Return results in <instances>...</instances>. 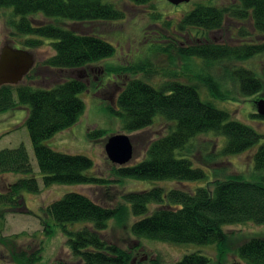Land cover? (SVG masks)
Wrapping results in <instances>:
<instances>
[{"label": "trees", "instance_id": "1", "mask_svg": "<svg viewBox=\"0 0 264 264\" xmlns=\"http://www.w3.org/2000/svg\"><path fill=\"white\" fill-rule=\"evenodd\" d=\"M118 0H0L1 8H10L11 35L21 40L24 49L31 51L49 39L53 54L41 61L49 68L76 69L108 58L114 54L109 42L95 35L62 28L52 23H34L29 16L39 13L45 17H60L74 21H110L124 17V12L114 5ZM135 5L152 4L153 0H127ZM154 11L151 18H160ZM225 16L238 20H250L253 29L262 37L257 42L239 45L220 44L213 41L178 46L175 50L185 59L197 58L201 73L191 70L188 82H180L171 73L158 85L146 82L154 73L149 62L107 67L110 73L132 75L121 87L116 106H108L112 114L119 116L126 132L140 130L160 118L168 124L167 132L152 140L144 157L130 165L112 166L117 180L133 178L149 181L177 180L203 182L193 190L180 187L165 189L152 186L148 189L122 194V202L112 207L97 203L85 194L69 192L51 201L42 212L45 235L60 228L66 236L75 261L57 260L54 264H209L211 259L200 253H187L172 262L159 257L145 262H133L132 249L125 250L109 243L100 232L113 218L123 222L135 217L129 226L130 233L141 248L142 240L172 244H214L217 259L224 257L227 234L223 226L230 224L264 223V136L251 126L231 119L229 113L214 105L225 101L230 83L237 93L253 95L262 88L256 70L238 65L255 56H264V0H236L217 6L210 1L196 3L183 13L175 24L176 29L198 28L203 31L218 29ZM243 35V33L241 32ZM249 35L248 31L244 32ZM11 46V45H10ZM231 63L229 68H225ZM222 65L223 74L216 76L207 67ZM23 78H30V71ZM260 72L264 78V63ZM139 73V76L136 74ZM86 89L80 78H69L51 88H33L29 84L0 85V112L19 105L28 107L25 125L44 187L53 184H95L106 179L92 177L84 172L92 167V161L80 154H67L52 150L43 142L56 132L77 122L84 110L83 101L77 96ZM14 93L15 96L14 97ZM255 104V103H254ZM254 107V106H253ZM252 117H264L253 112ZM103 130H92L88 138L102 136ZM212 133L223 136L224 143L216 150L201 157L206 167L217 160L255 148L252 152L251 175L223 174L211 169V180L205 170L194 164V140L200 135ZM260 140L262 142L257 144ZM257 144V145H256ZM204 162V163H203ZM212 168V167H210ZM19 173L24 177L7 184L0 190V206L17 209L24 207L22 191L37 193L40 186L33 175L28 153L23 144L0 149V174ZM21 201V202H19ZM155 205V207H151ZM51 222V224H50ZM84 223L78 229L66 228V224ZM237 257L245 264H264V236L251 237L235 248ZM21 264H38L36 255L18 253ZM218 262V261H217Z\"/></svg>", "mask_w": 264, "mask_h": 264}, {"label": "rangeland", "instance_id": "2", "mask_svg": "<svg viewBox=\"0 0 264 264\" xmlns=\"http://www.w3.org/2000/svg\"><path fill=\"white\" fill-rule=\"evenodd\" d=\"M210 0H189L174 5L167 0H153L152 4L135 5L127 0H118L114 5L124 12V17L110 21H74L60 17H45L39 13L32 14L29 18L34 23H52L62 28L71 29L74 32H86L109 42L114 47V54L108 58L88 64L81 68H49L41 65V61L53 54L49 39H42L40 47L32 49L34 63L31 67L30 78H22L18 83L29 84L33 88H51L58 82L69 78H80L86 84V89L78 93V97L84 103L83 113L76 123L70 127L56 132L50 138L44 140V144L54 151L67 154H80L92 161V167L84 173L88 176L103 178L107 182L100 185L95 184H53L44 187L41 181L37 162L33 153L25 119L28 114L26 105H19L13 109L0 112V149L13 148L23 144L33 169L40 190L37 193L22 191V203L24 207L9 209L0 206V264H21L18 253L26 256L36 255L38 264H54L57 260L72 262L75 259L66 245V236L59 227L53 226L54 232L45 235L42 222L46 219L42 212L48 203L62 197L69 192H78L87 195L94 201L104 206L112 207L122 202V194L129 191L148 189L158 185L165 189L180 187L185 190H193L195 186L203 182L195 181H149L133 178L117 180L112 172V166L104 151V143L109 136L125 134L130 138L133 155L123 165H130L141 160L148 144L157 137L167 132L168 124L160 118H156L152 124L133 132H126L118 115L112 114L108 106H116V97L126 83L132 77L129 73L114 74L107 71V67L125 65L132 63L149 62V69L154 73L149 76L151 85L171 79V73L176 74L180 82H188L191 74L190 69L201 73L199 60L197 58L185 59L175 50L178 46H186L194 43L213 41L220 44L239 45L247 42L262 40L253 29L250 20H238L225 16L221 26L215 30L198 28H186L178 30L176 22L181 15L196 3ZM236 0H211L217 6L228 5ZM150 5L155 6V11L160 12V18H151L154 11ZM10 8L0 9V48L3 45H11L13 48L24 49L20 45L21 40L12 36L9 25ZM249 35H245L247 32ZM243 33V35L241 34ZM26 49V48H25ZM264 63V56H255L244 62L236 63V66H245L255 69L261 78L262 88L252 96H243L237 93L235 87L225 84V89L230 90V96L225 101H214V105L229 113L231 119L243 122L264 136V118L252 117L256 111L255 101L264 98V78L260 67ZM251 65V66H250ZM232 67L227 63L225 68ZM250 66V67H249ZM210 73L216 76L223 74L222 65L207 67ZM139 76V73L136 74ZM220 77V76H219ZM191 81V80H190ZM14 97L15 93H14ZM92 130H103L105 133L95 139L88 138L87 133ZM260 140L257 144H260ZM194 164L201 166L208 174L209 179L213 177L211 169H216L219 176L223 174H241L246 178L251 175L252 152L255 148L242 151L238 154L227 156L217 160L210 167H206L201 157L209 151H216L223 143V136H214L212 133L203 134L194 140ZM256 144V145H257ZM204 163V162H203ZM24 177L19 173L0 174V190H5L7 184L15 182ZM21 202V201H19ZM151 207H155L152 205ZM135 217L129 215L123 222H117L111 218L107 226L100 232L102 238L118 247L130 250L133 253V262L141 260L145 262L148 258L159 257L163 262H172L187 253H200L211 259L209 264H245L240 260L235 248L239 243L251 238L264 236V223L255 224L247 222L244 224H230L223 226L228 238L223 259H217V247L214 244L180 243L172 244L166 242L141 241V248L133 249L138 245L137 239L130 233L129 226ZM51 224V222H50ZM84 223L66 224V228L78 229ZM218 261V262H217Z\"/></svg>", "mask_w": 264, "mask_h": 264}, {"label": "water", "instance_id": "3", "mask_svg": "<svg viewBox=\"0 0 264 264\" xmlns=\"http://www.w3.org/2000/svg\"><path fill=\"white\" fill-rule=\"evenodd\" d=\"M177 5L189 0H167ZM34 63L33 54L27 49H17L10 45H3L0 48V85L17 84ZM256 113L264 117V98L255 101ZM104 151L107 159L116 164L127 163L133 155V148L130 138L125 134L109 136L104 143Z\"/></svg>", "mask_w": 264, "mask_h": 264}]
</instances>
